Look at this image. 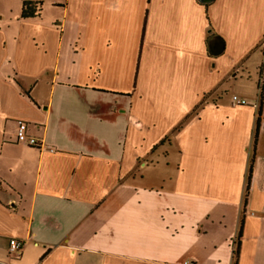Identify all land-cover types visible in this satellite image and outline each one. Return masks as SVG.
Instances as JSON below:
<instances>
[{
  "label": "crops",
  "instance_id": "0c3cea01",
  "mask_svg": "<svg viewBox=\"0 0 264 264\" xmlns=\"http://www.w3.org/2000/svg\"><path fill=\"white\" fill-rule=\"evenodd\" d=\"M262 67L264 0H0V264H264Z\"/></svg>",
  "mask_w": 264,
  "mask_h": 264
},
{
  "label": "built area",
  "instance_id": "2783aa9c",
  "mask_svg": "<svg viewBox=\"0 0 264 264\" xmlns=\"http://www.w3.org/2000/svg\"><path fill=\"white\" fill-rule=\"evenodd\" d=\"M231 102L233 106H246L247 101L239 98L237 96H233L231 98ZM16 139L20 144H24L30 147L38 148L41 146L40 141L27 133V126L24 122H18L16 129ZM22 247V243L18 240L11 239L8 243L9 253L13 255H18L20 253Z\"/></svg>",
  "mask_w": 264,
  "mask_h": 264
},
{
  "label": "trees",
  "instance_id": "16d2710c",
  "mask_svg": "<svg viewBox=\"0 0 264 264\" xmlns=\"http://www.w3.org/2000/svg\"><path fill=\"white\" fill-rule=\"evenodd\" d=\"M36 16V5L30 4V3H24L23 10H22V18H32ZM260 82L258 84L259 89V98H260V105L262 102H264V67L260 70ZM252 163H253V157L250 160V164L248 167V174L246 178V188H245V200L247 198V192L249 189L250 184V178H251V170H252ZM240 237V234L238 235Z\"/></svg>",
  "mask_w": 264,
  "mask_h": 264
},
{
  "label": "rangeland",
  "instance_id": "374dc122",
  "mask_svg": "<svg viewBox=\"0 0 264 264\" xmlns=\"http://www.w3.org/2000/svg\"><path fill=\"white\" fill-rule=\"evenodd\" d=\"M238 82V81H237ZM235 84V83H234ZM251 86H252V89H253V93L256 95V88H255V85H253L252 83H251ZM241 87L243 88V86H241V85H239V84H237V86L236 85H233L232 87H230V88H228L227 89V91L224 93V99H228V100H230L233 96H237V95H239L240 94V92L238 91L239 89H241ZM236 94V95H235ZM237 97H239V96H237ZM240 98V97H239ZM148 142H150V141H148ZM147 142V143H148ZM153 159H156V156H153ZM162 159V155H160L159 156V160H161ZM158 160V161H159Z\"/></svg>",
  "mask_w": 264,
  "mask_h": 264
}]
</instances>
